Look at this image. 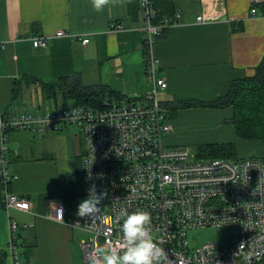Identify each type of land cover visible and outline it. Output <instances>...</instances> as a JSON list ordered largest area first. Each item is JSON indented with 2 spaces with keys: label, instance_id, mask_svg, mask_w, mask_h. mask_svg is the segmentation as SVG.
<instances>
[{
  "label": "crops",
  "instance_id": "obj_1",
  "mask_svg": "<svg viewBox=\"0 0 264 264\" xmlns=\"http://www.w3.org/2000/svg\"><path fill=\"white\" fill-rule=\"evenodd\" d=\"M170 2L172 11L163 22L172 24L152 49L158 76L167 85L158 97L173 113L166 145L233 144L238 148L234 158L261 157L260 143L259 147L236 137L229 121L231 109L193 106L173 111L171 107L215 101L227 95L233 82L254 75L264 56V0L254 14L250 0ZM197 16L204 22L197 23ZM115 25L123 30L113 31ZM141 27L138 0H123L99 12L91 0H0V114H43L47 111L42 110L44 83L78 81L85 87L104 86L123 99L144 96L152 85L144 73ZM59 30L73 37L54 38ZM42 36L49 39L46 47H32L30 39ZM84 39L88 44L81 43ZM55 109L59 110L57 101ZM67 128L55 135L36 130L9 134L10 170L16 176L9 189L29 207L24 213L0 204V251L5 264H11L9 221L18 227L14 243L22 250L19 264L81 263L76 230L69 227L71 218L57 191L61 177L73 174L77 161L81 165L84 152L79 134L73 140L58 135ZM45 134L52 142L50 150L37 140Z\"/></svg>",
  "mask_w": 264,
  "mask_h": 264
},
{
  "label": "built area",
  "instance_id": "obj_2",
  "mask_svg": "<svg viewBox=\"0 0 264 264\" xmlns=\"http://www.w3.org/2000/svg\"><path fill=\"white\" fill-rule=\"evenodd\" d=\"M153 0H138L143 38L144 73L152 89L135 100L105 97L99 107L84 105L38 115L0 114V204L5 210L28 211V203L10 192L16 179L10 170L9 134L35 130L59 133L76 127L83 141L84 195L95 184L107 190L106 208L91 218L70 220L69 227L93 237L80 243L84 264L94 250L108 251L123 243L119 212L143 209L151 214V237L164 248L163 264H260L264 258V161L255 157H210L198 149L169 147L168 109L158 98L167 85L159 78L152 49L172 23H155ZM260 0H250V13ZM197 23L204 22L202 16ZM121 25L113 31H122ZM54 38H72L62 30ZM78 39V36H76ZM48 37H33L32 47L45 48ZM89 40L81 41L83 45ZM62 218V213L60 215ZM17 225L9 221L8 254L19 264ZM225 228L227 242L189 246L188 231Z\"/></svg>",
  "mask_w": 264,
  "mask_h": 264
},
{
  "label": "trees",
  "instance_id": "obj_3",
  "mask_svg": "<svg viewBox=\"0 0 264 264\" xmlns=\"http://www.w3.org/2000/svg\"><path fill=\"white\" fill-rule=\"evenodd\" d=\"M152 2L156 13L155 23H164V17H169V13L172 11L170 0H153ZM41 90L45 100L54 98L56 102V95L60 93L64 98L72 99L73 106L86 105L92 108L99 107L107 96L117 99L124 98L104 86L85 87L81 86L78 81L71 84L64 82L44 83L41 84ZM14 91L15 88H13ZM193 106L231 109L232 116L229 121L233 125L236 137L242 141L260 143L262 148L260 158L264 161V56L255 68L254 75L233 82L226 96L205 103L180 102L175 105L174 109L171 107V110L188 109V107ZM198 150L210 157H235L233 144L205 145L198 147ZM57 191L63 205L84 195L82 170L78 161L74 173L58 183ZM4 258V252L0 251V264H5ZM260 264H264V258Z\"/></svg>",
  "mask_w": 264,
  "mask_h": 264
},
{
  "label": "clouds",
  "instance_id": "obj_4",
  "mask_svg": "<svg viewBox=\"0 0 264 264\" xmlns=\"http://www.w3.org/2000/svg\"><path fill=\"white\" fill-rule=\"evenodd\" d=\"M96 11H102L105 6L118 5L123 0H91ZM107 197V190L97 193L95 184L88 189V195L78 205L77 215L91 219L99 210L103 199ZM62 211V209H61ZM119 218L123 221L121 231L123 243L105 251L94 250L88 264H163L166 259L164 248L154 241L151 233V214L143 209L129 212L124 207L119 212Z\"/></svg>",
  "mask_w": 264,
  "mask_h": 264
},
{
  "label": "rangeland",
  "instance_id": "obj_5",
  "mask_svg": "<svg viewBox=\"0 0 264 264\" xmlns=\"http://www.w3.org/2000/svg\"><path fill=\"white\" fill-rule=\"evenodd\" d=\"M159 97H160V95H159ZM56 101H57L59 110H62V111L64 109H68V108H70V107H72L74 105V102H73L72 99L64 98L63 96H61L60 93H58L56 95ZM42 110L43 111L47 110V111H45L43 113L54 112L56 110L55 109L54 98L50 99V100H45L44 101V107H43ZM171 115H173V113L172 112H168V118L169 119H171ZM65 132L66 133L58 134V135L65 136L67 139H70V140H73L72 139L73 137L75 139L77 138L78 129L76 127L70 126V127H68L65 130ZM49 133H46V134H49ZM46 134H45L44 137H40L37 140H38V142H41L46 147V149L50 150L51 146H52V144H51L52 142L50 140V136L46 135ZM50 134H53V133H50ZM53 135H55V134H53ZM243 142H246V141H243ZM246 143H256V144L259 145L258 142H246ZM73 144H74V153L77 154L78 152H80L77 149L78 142L73 143ZM185 146L189 147V148H192V149H198V146H192L190 144H185ZM259 147H260V145H259ZM235 148H236V150H234L235 151L234 155H236L238 153L237 146ZM260 149H261V147L258 149L257 154H259L261 152ZM238 157H239V155H238ZM255 158L261 159L260 157H255ZM66 176L68 177V175H66ZM65 177L64 178L61 177V180L65 179ZM86 197H87V195H82L80 198H76V199H73L69 203H65L64 206H65V209H66V213L71 218L70 220H75V219H79L80 218L77 215L78 205ZM99 207L102 210H104L106 208V203H105L104 199L102 200L101 205ZM75 236H76L75 245L77 246L79 257H80V260H81L80 264H84V262H83V254H82L83 252L81 251L80 243H81V241L82 242H85V241L88 242L89 239H91L93 236L88 234V233H86V232H84V231H82V230H77L76 233H75ZM228 236H229V231L227 229H225V228H203V229H197V230L188 231V233H187L189 246L193 247V248L199 247V246H201V245H203L205 243H208V242H217V243H219V245L222 246V245H224L227 242V237ZM17 247H16L17 248V254H18L17 257H18V259H20L21 258L20 256H22V252H21L22 250H21V248H19V245Z\"/></svg>",
  "mask_w": 264,
  "mask_h": 264
}]
</instances>
